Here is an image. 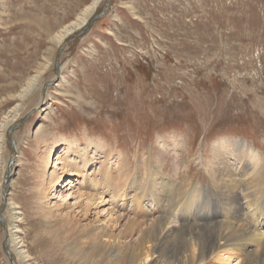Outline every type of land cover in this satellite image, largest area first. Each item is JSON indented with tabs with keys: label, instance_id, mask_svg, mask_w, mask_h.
Wrapping results in <instances>:
<instances>
[{
	"label": "rangeland",
	"instance_id": "obj_1",
	"mask_svg": "<svg viewBox=\"0 0 264 264\" xmlns=\"http://www.w3.org/2000/svg\"><path fill=\"white\" fill-rule=\"evenodd\" d=\"M93 1L0 0V264H10L5 246L14 264H88L49 232L43 215L78 189L68 191L62 179L41 196L61 149L66 165L77 160L79 170L87 162L84 169L105 192L106 210L120 205V185L132 217L137 188L163 179L175 190L165 204L169 217L189 190L201 189L195 210L201 206L203 213L180 217V226L199 225L192 231L202 240L223 235L222 223L262 227L264 0H98L87 19L104 15L84 34L75 36L77 30L57 43L55 33ZM18 123L13 150L8 132ZM36 132L46 135L44 146L37 148ZM225 140H243L258 152L260 171L234 178L243 194L216 187L227 159L250 162L238 151L216 156L213 148ZM53 142L44 168L38 156ZM73 179L90 188L84 173ZM258 246L264 250V238ZM254 263L264 264V256Z\"/></svg>",
	"mask_w": 264,
	"mask_h": 264
},
{
	"label": "bare ground",
	"instance_id": "obj_2",
	"mask_svg": "<svg viewBox=\"0 0 264 264\" xmlns=\"http://www.w3.org/2000/svg\"><path fill=\"white\" fill-rule=\"evenodd\" d=\"M97 3L98 0H94L83 9L80 17L59 29L54 35L55 41L60 43L72 31L82 27ZM34 137H37L36 139L39 142L36 145L37 148L39 144L44 146L46 135L36 132ZM55 144L56 142H53L52 145H49L50 147L46 146L43 154L38 156L44 168L50 162V156ZM60 145L63 144L60 143ZM248 145L243 140H225L213 148L215 155L218 157L222 156L221 153L224 151L227 154L232 151H238L247 154L250 159V162L246 163H242L240 160H233L232 162L228 159L227 161L224 160L223 172L219 176L220 178L218 177L217 179L220 183L216 184L217 188L231 194L234 192L241 193L242 189L237 188L236 185V181L239 179L236 180L234 178L244 176L251 178L258 173V170L260 171L261 165L258 160H255L258 152L255 153V150L251 147L249 148ZM63 155V149L59 150L53 170L48 177L45 176L46 174L44 175L47 186L41 189V196L45 197L51 185L53 184L54 186L60 183L62 179L65 182L64 187L69 186L68 191H71L77 185L78 189L72 194L68 193L65 198L61 196L65 199L63 200L64 202L58 204L54 211L45 212L43 215L48 219L49 232L61 238L65 245L74 250V257L79 262L88 261V264H199L201 261L205 262V260L210 258L217 264H255L256 257L264 256V250L258 246L259 241L264 238V225L256 227L252 231L236 223H222L223 225L220 226L219 231L223 235L217 233L216 238L211 239L203 235L204 240L200 238L199 232L192 231L199 225L180 226V217L190 218L203 213L201 206L198 211L195 210L201 200L200 188L195 187L189 190L184 196V203L181 209L177 210L173 217H169L166 216L165 204L169 200V195L172 192L175 193L173 186L170 187L168 185L170 182L162 178L159 182L149 179L147 186L141 189L138 187V192L134 193L136 198L133 214L132 217H129L126 215L127 212H125L126 209L124 208L126 194L122 190L123 193H120V185L115 189L118 197L117 203L119 202L120 205L115 204L116 210L113 211L104 209L103 206L108 204L103 197L105 192H100L98 183L92 179L90 174H87V169H84L87 162L82 161L79 165V170H77V160L68 166ZM107 166L105 163L103 166L100 165L101 168H107ZM104 171L106 170L104 169ZM77 172L84 173L86 178L90 180V188H82L81 186L85 184L82 181L79 183L73 179ZM106 173L105 177L108 181L105 180L109 183L112 178L109 172V175H106ZM102 175L104 177V174ZM214 177L216 178V176ZM252 180L248 181L246 188H248L247 185H253V183L251 184ZM243 181L245 182L244 179ZM112 186L111 188H114ZM106 187H108L107 183ZM72 199L74 201L71 204L69 202ZM146 207L150 210L146 209ZM100 212L104 213L103 217L99 215ZM91 218H94V220H91ZM204 228L203 233L209 231L207 227ZM14 243L20 256L27 261L29 256L27 251L22 248L21 240L18 237H14Z\"/></svg>",
	"mask_w": 264,
	"mask_h": 264
},
{
	"label": "water",
	"instance_id": "obj_3",
	"mask_svg": "<svg viewBox=\"0 0 264 264\" xmlns=\"http://www.w3.org/2000/svg\"><path fill=\"white\" fill-rule=\"evenodd\" d=\"M104 3H105V4H109V0H104ZM103 15H104V11L102 10L100 13H98V14L94 15L93 17L87 19L82 27H80V28H78V29L72 31V32H71L69 35H67L66 37H68V36H70V35H73L77 30H78V32L75 34V36H80V35L84 34L85 32H87V31L90 29L92 23H94L97 19H99V18L102 17ZM66 37H65V38H66ZM55 67H56V69H57L56 73H57V75H58V63H57V61H55ZM51 84H52V83H48V84H46V86H49V85H51ZM46 86H45V87H46ZM42 99H43V97H42ZM20 123H21V122H20ZM20 123L15 124V125L11 128V130L9 131V134H8V136H9V138H10V139H9V142H10V145H11V147H12L13 150H14L15 148H14V143H13L12 138H11V133L13 132V130H14V129H15ZM10 164H11V163H10ZM7 172H9V169L7 170ZM7 186H8V179L6 178V179H4V187H3L2 192H1V194H2V198H3V205H2V207H1V212L5 209V204H6V199H7V193H6V190H7V188H8ZM0 223H1L2 227H4V219L1 217V213H0ZM5 251H6V254H7V257H8V260H9L10 264H13V261H12V259H11L12 257H11V255H10V253L7 251L6 246H5Z\"/></svg>",
	"mask_w": 264,
	"mask_h": 264
}]
</instances>
